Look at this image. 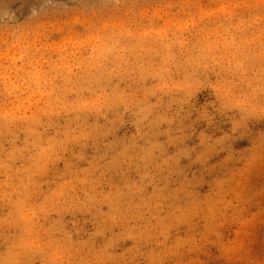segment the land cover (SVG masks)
Returning a JSON list of instances; mask_svg holds the SVG:
<instances>
[{
    "label": "clouds",
    "instance_id": "9594fccd",
    "mask_svg": "<svg viewBox=\"0 0 264 264\" xmlns=\"http://www.w3.org/2000/svg\"><path fill=\"white\" fill-rule=\"evenodd\" d=\"M38 3L0 20V264H264V0Z\"/></svg>",
    "mask_w": 264,
    "mask_h": 264
},
{
    "label": "rangeland",
    "instance_id": "374dc122",
    "mask_svg": "<svg viewBox=\"0 0 264 264\" xmlns=\"http://www.w3.org/2000/svg\"><path fill=\"white\" fill-rule=\"evenodd\" d=\"M3 0H0V4ZM38 0H7V6L0 10V20L11 17L23 18L32 13L34 9H38ZM258 187H264V183L258 184ZM239 230L235 232V236L241 237L240 245H253L257 251L264 253V223H258L255 216L240 222ZM234 230L229 229L226 235H230ZM223 264V262H221Z\"/></svg>",
    "mask_w": 264,
    "mask_h": 264
}]
</instances>
